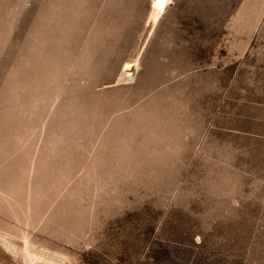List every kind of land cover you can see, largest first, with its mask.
Segmentation results:
<instances>
[{
  "label": "rangeland",
  "instance_id": "374dc122",
  "mask_svg": "<svg viewBox=\"0 0 264 264\" xmlns=\"http://www.w3.org/2000/svg\"><path fill=\"white\" fill-rule=\"evenodd\" d=\"M150 1L0 0V264H264V0Z\"/></svg>",
  "mask_w": 264,
  "mask_h": 264
},
{
  "label": "built area",
  "instance_id": "2783aa9c",
  "mask_svg": "<svg viewBox=\"0 0 264 264\" xmlns=\"http://www.w3.org/2000/svg\"><path fill=\"white\" fill-rule=\"evenodd\" d=\"M171 4V0H167V3H157V0H151L150 5L151 8H154L158 11H164L166 7H168Z\"/></svg>",
  "mask_w": 264,
  "mask_h": 264
},
{
  "label": "crops",
  "instance_id": "0c3cea01",
  "mask_svg": "<svg viewBox=\"0 0 264 264\" xmlns=\"http://www.w3.org/2000/svg\"><path fill=\"white\" fill-rule=\"evenodd\" d=\"M170 9H172V5H171V4H170L168 7H166L164 11H165V12H168ZM164 11H163V12H164ZM159 20H160V18H159Z\"/></svg>",
  "mask_w": 264,
  "mask_h": 264
},
{
  "label": "snow or ice",
  "instance_id": "6c2138e0",
  "mask_svg": "<svg viewBox=\"0 0 264 264\" xmlns=\"http://www.w3.org/2000/svg\"><path fill=\"white\" fill-rule=\"evenodd\" d=\"M157 3H161V4L167 3V0H157Z\"/></svg>",
  "mask_w": 264,
  "mask_h": 264
},
{
  "label": "bare ground",
  "instance_id": "6f19581e",
  "mask_svg": "<svg viewBox=\"0 0 264 264\" xmlns=\"http://www.w3.org/2000/svg\"><path fill=\"white\" fill-rule=\"evenodd\" d=\"M127 68V67H126Z\"/></svg>",
  "mask_w": 264,
  "mask_h": 264
}]
</instances>
